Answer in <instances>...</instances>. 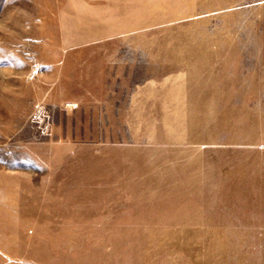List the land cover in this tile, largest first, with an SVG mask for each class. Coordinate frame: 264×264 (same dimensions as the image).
<instances>
[{"label": "rangeland", "instance_id": "1", "mask_svg": "<svg viewBox=\"0 0 264 264\" xmlns=\"http://www.w3.org/2000/svg\"><path fill=\"white\" fill-rule=\"evenodd\" d=\"M0 264H264V0H0Z\"/></svg>", "mask_w": 264, "mask_h": 264}]
</instances>
